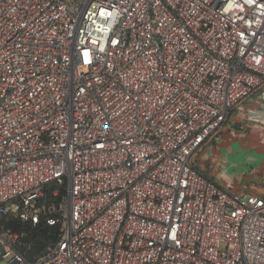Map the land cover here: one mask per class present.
Returning <instances> with one entry per match:
<instances>
[{
  "label": "built area",
  "instance_id": "obj_1",
  "mask_svg": "<svg viewBox=\"0 0 264 264\" xmlns=\"http://www.w3.org/2000/svg\"><path fill=\"white\" fill-rule=\"evenodd\" d=\"M263 85L264 0H0V220L59 224L0 264H264V199L190 163Z\"/></svg>",
  "mask_w": 264,
  "mask_h": 264
},
{
  "label": "rangeland",
  "instance_id": "obj_2",
  "mask_svg": "<svg viewBox=\"0 0 264 264\" xmlns=\"http://www.w3.org/2000/svg\"><path fill=\"white\" fill-rule=\"evenodd\" d=\"M190 163L221 188L264 199V85L229 111Z\"/></svg>",
  "mask_w": 264,
  "mask_h": 264
},
{
  "label": "trees",
  "instance_id": "obj_3",
  "mask_svg": "<svg viewBox=\"0 0 264 264\" xmlns=\"http://www.w3.org/2000/svg\"><path fill=\"white\" fill-rule=\"evenodd\" d=\"M57 191V195L53 193ZM64 194V187L50 185L44 190L42 203L43 211L47 217L58 218L56 212L48 210L51 204H58L61 196ZM0 229L9 231L18 236L17 251L25 256L27 260H33L49 244L57 240L59 233V224L50 226L46 223V216L40 218V221L32 226L29 223H22L14 217L0 220Z\"/></svg>",
  "mask_w": 264,
  "mask_h": 264
}]
</instances>
